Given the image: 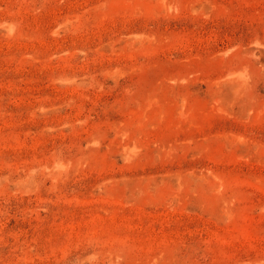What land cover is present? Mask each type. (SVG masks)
Returning <instances> with one entry per match:
<instances>
[{"label": "rangeland", "instance_id": "374dc122", "mask_svg": "<svg viewBox=\"0 0 264 264\" xmlns=\"http://www.w3.org/2000/svg\"><path fill=\"white\" fill-rule=\"evenodd\" d=\"M0 264H264V0H0Z\"/></svg>", "mask_w": 264, "mask_h": 264}]
</instances>
